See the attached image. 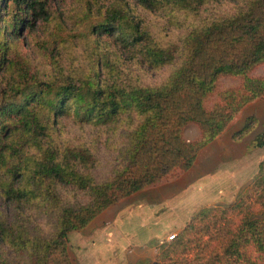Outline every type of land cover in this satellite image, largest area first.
<instances>
[{
	"label": "trees",
	"instance_id": "obj_1",
	"mask_svg": "<svg viewBox=\"0 0 264 264\" xmlns=\"http://www.w3.org/2000/svg\"><path fill=\"white\" fill-rule=\"evenodd\" d=\"M48 1L0 0V264H73L71 232L180 178L264 95V76H252L264 66V0H107L79 47L87 64L76 68L66 61L74 34L32 40L44 59L35 64L14 53L24 31L49 23ZM160 20L174 26L172 38ZM127 63L163 75L124 83ZM224 77L238 86L221 90ZM66 117L106 134L124 126L120 162L106 180L93 175L98 144L71 140L60 127ZM255 122L248 117L232 140ZM188 125L198 140L185 139ZM249 145L263 148L264 131ZM263 166L233 203L198 210L152 264H264Z\"/></svg>",
	"mask_w": 264,
	"mask_h": 264
},
{
	"label": "rangeland",
	"instance_id": "obj_2",
	"mask_svg": "<svg viewBox=\"0 0 264 264\" xmlns=\"http://www.w3.org/2000/svg\"><path fill=\"white\" fill-rule=\"evenodd\" d=\"M132 5V3L130 4ZM108 6L107 0H49L48 1V15H49V23L42 24L38 23L36 28L31 32L28 33V31H24L21 35V38L17 42L16 49H14V53L19 51V53H22L23 55L27 56L32 64L37 63L40 59H43V54L40 51V46H38L36 43L32 42V40H46L49 37L50 32L54 33H63L64 35H72L74 34L76 39L75 42L78 47H75L76 51H70L66 55V61L72 62L73 67H80L85 66L87 64V55L80 51L81 46H84L85 35L89 33V26L90 22L94 21V17L98 16V14L104 13L106 10V7ZM159 26H162L161 29V35L166 37V39H170L173 36L174 26L169 24L165 21H159ZM179 33L176 32V35ZM101 41L106 42L110 40V38L101 35L99 36ZM68 41V40H67ZM120 54V52H119ZM121 57V56H120ZM124 59H128L127 56L121 57L120 60L122 62ZM84 63V64H83ZM135 66L127 63L124 64V73L127 74V80H124V83L126 82H143V83H156L158 80L154 75L161 76L163 73H147V75H144L142 72L136 70V71H130L131 69H134ZM253 77H263L264 76V66L258 67L252 74ZM238 86V82L235 79L224 77L219 80L218 88L221 90L226 89H233ZM248 105V104H247ZM239 113V112H238ZM237 113V114H238ZM236 114V115H237ZM253 117L256 122L253 125V129L251 132L245 136L242 139H245L248 144H250L251 140L259 133L264 131V121L262 119L258 120L255 116H248ZM247 117V118H248ZM246 118V119H247ZM245 119V120H246ZM244 120V122H245ZM60 127L64 130L66 135L72 140H74L77 143H97L98 144V165L97 168L94 170L93 175L96 176L98 182H102L107 179V177L111 176L114 169H116V166L120 162L119 153L120 148L123 146V137L124 134L122 132V124L119 126H114L113 129L107 131V134L100 131L99 129H96L93 126L88 125H82L81 127L77 126L74 121L71 119V117H66L61 119L60 121ZM243 122V124H244ZM243 126V125H242ZM242 126H239L237 129L232 131V135L241 129ZM124 127V126H123ZM184 137L185 139L189 141H195L199 139V130L195 125H188L184 130ZM241 139V140H242ZM245 141V142H246ZM217 146L215 148V151L213 153L214 157H217L220 160H216L215 166L216 170H221L222 167H230V170H233L230 165H237L235 164L233 159H228L223 157L224 153V147ZM250 146V145H249ZM238 155V154H237ZM257 155V154H256ZM255 155V156H256ZM264 156V152H263ZM205 159V154L203 153L200 156L199 163L202 164ZM256 157L254 159H249V161L252 163L255 162ZM264 167V166H263ZM246 169V166L243 164L237 165V168L232 171V173H237L242 169ZM217 172V173H218ZM193 174L190 177L185 178V180H181V183L187 182L189 184L192 179H194L196 176ZM233 175V174H231ZM230 175V178H231ZM221 175H218V187L212 188L210 190V187L205 188L207 185L198 186V184L205 183V180L201 181L200 183L193 184L194 186H188L185 188L187 190L186 198L182 201H186L187 207H181L180 205H177L175 202L176 198L179 199L183 196L182 192L177 193L182 190V187L178 188L179 191H174L173 185L175 184L174 181L168 182V183H161L159 184V187L155 186L152 190L153 192H143L141 194H137L133 197L126 198L125 200L113 205V209H131L135 208L136 212L140 211L141 209L138 207H141L142 204L144 205H150L149 202H151L154 209H152L149 213L150 215L155 216L153 218H147L146 220H139L136 217H132V224L130 226L126 227L124 229V226H121L120 228L125 232L126 234L129 232L130 235L126 236V238L123 241L118 242V249L115 251L117 252V256L119 257L122 254V250L124 248L128 249L130 246H135L137 251H139V248L144 243H148L150 239L153 238V236L156 238L158 237L159 241H162L163 244L158 249V254L161 253L163 247L167 245V239L171 235L177 236L181 233V231L184 229L185 225L189 222V220L194 216L195 213L198 212L201 208L204 207H214V206H228L229 204L233 203L238 196L246 189L253 181V179L249 183H243L239 188H231L230 191H227V188L224 187L228 184V181H231L230 178H228V181H220L222 178ZM179 179V178H178ZM176 181V180H175ZM216 182V183H217ZM171 183V184H170ZM216 183H212L211 185H215ZM210 185V186H211ZM231 185V184H230ZM187 186V185H186ZM195 187H199L195 188ZM196 192L194 193L193 190ZM215 189V190H214ZM233 189V191H231ZM177 193L178 197L174 200H163L162 194H169L170 192ZM80 203H83L86 198L83 195H80L77 197V199ZM171 206H175V212L172 210ZM193 206L194 211H193ZM196 206V207H195ZM183 209L185 211H183ZM159 216V217H158ZM178 216L177 219L176 217ZM91 223V222H90ZM89 223V224H90ZM88 224V225H89ZM88 225L86 227H88ZM85 227V228H86ZM84 228V229H85ZM83 229V230H84ZM82 230V231H83ZM82 231H74L71 232L68 236L69 243H68V250L70 259L73 264H86V259L83 258V255L89 254L92 255L96 254L94 252V246L96 243H94L91 240L85 239L83 237L89 236L85 233H82ZM105 233V232H104ZM107 234V233H105ZM81 235V236H80ZM86 235V236H85ZM107 238V235L103 237L105 240ZM85 239V240H84ZM143 239V241H142ZM84 240V241H83ZM107 241V240H105ZM146 241V242H145ZM125 242V243H124ZM117 244V243H116ZM117 246V245H115ZM120 247V248H119ZM149 248V247H148ZM118 250V251H117ZM98 255H96V258L102 261L100 263L104 264H152L155 262L157 256L155 257V260L151 262V260H147V262L139 261L138 263H128L127 261L131 260L129 259L131 256L130 251L125 250V257H123L122 263H116L117 260L115 258L116 255H113V251L108 248V246L104 243V246L102 245L101 248L96 250ZM85 252V253H84ZM84 259V260H83ZM127 262V263H126Z\"/></svg>",
	"mask_w": 264,
	"mask_h": 264
},
{
	"label": "crops",
	"instance_id": "obj_3",
	"mask_svg": "<svg viewBox=\"0 0 264 264\" xmlns=\"http://www.w3.org/2000/svg\"><path fill=\"white\" fill-rule=\"evenodd\" d=\"M248 116H255L258 120L262 119L264 121V95L261 98L256 99L250 102L248 105H246L233 118V120L228 125L227 129L219 137H217L214 141L209 143L199 152L196 158V161L193 164V166L190 168V170L184 173L179 179L174 181L175 182V184L173 185L175 189L174 191H179L178 188L182 187V190L177 193L182 192L183 196L181 198L179 197L178 199L176 198L178 197L177 193H174L171 191L169 194H166V195L162 194L164 195L162 199L165 201L166 200L175 201V198H176V201L178 200L177 202H175L177 205H180L181 203L182 204L181 207L182 206L187 207L188 203H185L186 201L185 202L182 201L184 199H187L185 197L186 196L185 192H187L185 188H187L188 186L190 187L194 186L193 184L200 183L203 180H205V183L201 185L198 184L199 187L202 185L208 184L205 188L210 187V190L212 188H217L218 183H219L217 182L219 174L221 175L220 177H225V178H222L220 181H223V180L228 181V178H230V175L233 174L231 175V178H230L231 181H228V184L224 186L227 188L228 192L230 191L231 188L240 189L241 188L240 186L243 183H249L253 179V177L256 175L259 169V165L264 161V156H263L264 147L263 148H251L245 139H242L236 142V141H233L231 137L232 131L237 129L239 126H242L244 120ZM221 145H223L222 147H224V153H223L224 158L233 159L235 164L237 165L243 164L246 166V169L244 168L237 173H232V171L237 168V165H233V166L230 165L233 170H230V167L224 166L218 172V169L216 170L215 163H216V160H220V159H218L217 157H214L213 153L215 151V148ZM203 153L205 154V159L203 163L200 164L199 163L200 156ZM254 157H256V160L255 162L252 161L251 163L249 159H254ZM193 172H195L194 176L196 177L192 179L189 184H187V182L181 183V180H185V178L190 177L191 175L189 174L191 173L193 174ZM212 183H216V184L211 185ZM157 186L159 187V185ZM199 187H195V188L199 189ZM153 188L154 187L147 188L141 192H138L132 195L131 197L137 194H141L143 192H147V191L153 192L152 191L154 190ZM198 189H194L193 192L195 193L196 192L195 190H198ZM231 191H233V189ZM149 204L150 205H144L143 203L141 207H138V209L139 208L141 209L138 212H136L135 208L131 209V207H129V209L119 208L115 210L113 209V206H112L108 208L107 210H105L104 212H102L99 216H97L88 225V227H86L82 231V233H85L86 231H88L86 234L89 235L83 238L88 239V240L93 239L92 241L96 243V245L94 246V252L96 254H93L92 257L89 254L83 255V258L87 260L86 264H104V263H100L102 259L99 260L96 258V255H98L96 250L101 248L102 245L104 246V243L108 246V248H110L113 251L114 253L113 255H116L117 257L115 258L117 260L116 263L123 262L122 261L123 257H125V255L127 254V253L125 254V250H128V252L130 251L131 253V256L129 258L131 260L127 261L128 263H138L139 261L147 262V260H151V262L154 261L155 257L158 254L159 247H161L163 244L162 241L158 240L159 239L158 237L155 238L153 236V238L150 239L148 243L145 241L146 243L138 247L139 251L135 250L136 249L135 246L134 247L130 246L128 249L124 248L122 250V254L119 257L117 256V252L115 251L116 249H118V242L125 240L126 238H128L126 236L130 235L129 232L127 234L123 232V230L120 227L124 226V229H126V227L130 226V224H132V219H133L132 217H136L142 221L150 217L153 218L154 216L157 219L156 213L158 212H155L154 216L150 215L149 212L154 208L151 207V205H153L151 202H149ZM171 207H172V210L175 212V208H173L175 206H171ZM183 211L185 210L183 209ZM193 211H194V207H193ZM176 218L180 219L178 218V216ZM104 232L107 234H105ZM105 235H107V238L105 239L107 241L103 239Z\"/></svg>",
	"mask_w": 264,
	"mask_h": 264
},
{
	"label": "built area",
	"instance_id": "obj_4",
	"mask_svg": "<svg viewBox=\"0 0 264 264\" xmlns=\"http://www.w3.org/2000/svg\"><path fill=\"white\" fill-rule=\"evenodd\" d=\"M175 238H176V236L174 234L169 236L167 239V243L172 242L173 240H175Z\"/></svg>",
	"mask_w": 264,
	"mask_h": 264
}]
</instances>
